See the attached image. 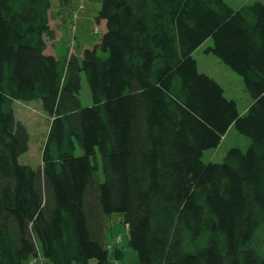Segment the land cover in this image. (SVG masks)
<instances>
[{
	"label": "trees",
	"instance_id": "16d2710c",
	"mask_svg": "<svg viewBox=\"0 0 264 264\" xmlns=\"http://www.w3.org/2000/svg\"><path fill=\"white\" fill-rule=\"evenodd\" d=\"M101 2L100 41L60 59L51 0H0V264L121 262V235L106 240L115 213L136 264H264V3ZM210 38L204 52L252 99L244 114L197 70ZM37 99L49 129L33 168L12 103ZM229 127L246 150L202 161Z\"/></svg>",
	"mask_w": 264,
	"mask_h": 264
},
{
	"label": "rangeland",
	"instance_id": "374dc122",
	"mask_svg": "<svg viewBox=\"0 0 264 264\" xmlns=\"http://www.w3.org/2000/svg\"><path fill=\"white\" fill-rule=\"evenodd\" d=\"M224 1L234 9L240 8L243 4H252L254 1L264 3V0ZM101 3V0H69L68 5L62 6L58 0H51V8L49 10L51 16L55 14L57 9H60L61 18L58 19L56 16H53V19H51L50 17L49 26L53 29L55 38L47 40L48 53H52L56 58L64 59L68 53L79 55L85 48L90 49L94 47L93 45L100 41L101 34L104 32L103 25L101 23L99 25L95 21ZM210 45H212L211 38L207 39L199 48L192 52L197 63V70L217 79L225 88L224 95L235 97L238 108L245 107V104L248 103L251 97L246 92L241 77L234 71L232 72L212 53L204 52ZM98 53L99 55L102 54L100 51ZM81 79L78 98L82 106H90L92 105L91 95L84 74H81ZM246 98H248L247 101ZM12 104L15 119L19 120L26 127L29 136L28 150L20 154L18 159L22 164L30 165L33 168L40 167L42 162V146L49 129V118L43 111L42 103H40L39 99L26 102L15 100ZM231 133L233 135L226 137L225 140L222 139L217 147L205 150L202 161L222 162L226 152L232 147L237 146L246 150L249 138L238 133L236 128L231 129ZM76 153L80 154L81 152L77 149ZM99 175L103 179L101 167ZM119 217L120 215L116 213L108 216L106 240H109L113 234L121 235V245L125 252L122 263L136 264V252L128 246V230H126ZM90 264H95V262L90 261Z\"/></svg>",
	"mask_w": 264,
	"mask_h": 264
},
{
	"label": "crops",
	"instance_id": "0c3cea01",
	"mask_svg": "<svg viewBox=\"0 0 264 264\" xmlns=\"http://www.w3.org/2000/svg\"><path fill=\"white\" fill-rule=\"evenodd\" d=\"M60 12H61V10L60 9H57L56 11H55V14H52V16H51V19H53V16H56L58 19L59 18H61V15H60ZM50 15H51V13H50ZM51 19H50V21H51ZM217 80V79H216ZM217 82H218V80H217ZM219 83V82H218ZM220 84V83H219ZM221 86H222V84H221ZM223 87V90H224V93H225V88H224V86H222ZM228 97H230L229 95H228ZM231 99H235V101H236V98L234 97H230ZM247 99L248 98H246V101H247ZM252 102V100L250 99L249 101H248V103H246L245 104V107H243V108H238V112L240 113V114H244L245 112H246V110H247V108L249 107V104ZM236 104H237V102H236ZM234 127H229V129L227 130V132L225 133V135L221 138V139H224L225 140V138L226 137H228V136H232L233 135V133H231L230 134V131H231V129H233ZM222 141V140H221ZM240 148V147H239ZM241 149V148H240ZM119 219H120V217H119ZM119 219H117V221H119ZM124 224V223H123ZM124 227L126 228V226L124 225ZM110 240V239H109ZM90 264V263H89ZM115 264H124V263H122V259H121V262H115Z\"/></svg>",
	"mask_w": 264,
	"mask_h": 264
},
{
	"label": "built area",
	"instance_id": "2783aa9c",
	"mask_svg": "<svg viewBox=\"0 0 264 264\" xmlns=\"http://www.w3.org/2000/svg\"><path fill=\"white\" fill-rule=\"evenodd\" d=\"M120 241H121V239H120V237L118 236V237H116V238L114 239L113 242H114V243H117V244H120V243H121ZM39 259L41 260V258H39ZM33 261H35V259H33ZM33 261H32V262H33Z\"/></svg>",
	"mask_w": 264,
	"mask_h": 264
}]
</instances>
